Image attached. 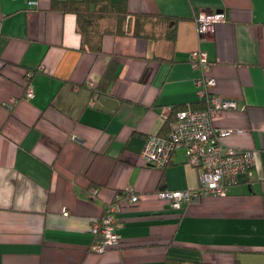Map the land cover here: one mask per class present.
<instances>
[{
    "label": "crops",
    "instance_id": "crops-1",
    "mask_svg": "<svg viewBox=\"0 0 264 264\" xmlns=\"http://www.w3.org/2000/svg\"><path fill=\"white\" fill-rule=\"evenodd\" d=\"M126 2L95 51L52 0H0V264H264V0ZM201 11L225 20L201 34ZM194 49L213 93L236 101L213 120L229 131L221 147L252 149L256 164L225 195L175 209L159 193L197 187L204 166L185 145L164 168L141 150L177 111L206 106ZM109 204L121 244L96 252Z\"/></svg>",
    "mask_w": 264,
    "mask_h": 264
},
{
    "label": "built area",
    "instance_id": "built-area-1",
    "mask_svg": "<svg viewBox=\"0 0 264 264\" xmlns=\"http://www.w3.org/2000/svg\"><path fill=\"white\" fill-rule=\"evenodd\" d=\"M223 20H225L223 11H201L196 18L198 31L201 34L212 33L214 23ZM189 60L194 68L202 72V77L197 79L196 85L198 95L206 102V106L177 111L175 117L169 121L167 135H146L141 150L142 157L148 163L164 168L172 161L174 151L185 145L188 160L204 166L197 187L159 193L161 197L168 199L175 209L182 208L197 196L225 195L227 189L238 180L239 175L256 164L255 151L252 149L221 147V139L229 131L216 127L213 120L222 111L236 107V101L213 93L212 88L216 80L206 74L210 62L205 50H192ZM26 87L25 97L30 99L34 96L35 90L31 83L26 84ZM11 102L15 103V100ZM90 102L93 104L94 101ZM127 193L126 197L130 203L138 200V194H134L130 188ZM64 209L63 212L67 215L68 210ZM115 211L112 204L107 205L106 213L93 224L92 232L97 236L93 245L96 252H103L109 247L121 244L120 235L114 231Z\"/></svg>",
    "mask_w": 264,
    "mask_h": 264
},
{
    "label": "trees",
    "instance_id": "trees-1",
    "mask_svg": "<svg viewBox=\"0 0 264 264\" xmlns=\"http://www.w3.org/2000/svg\"><path fill=\"white\" fill-rule=\"evenodd\" d=\"M51 8H57L60 11H71L76 13L78 27L86 34V44L95 51H101L102 36L106 31L99 34L96 22L103 17L119 16L125 17L130 11L127 8L126 0H52ZM108 32V31H107ZM174 31L168 37H174ZM88 38V40H87ZM99 90V87L94 88ZM36 95V93H35ZM32 99V98H30ZM95 234V239H96ZM171 264H186L180 260H171ZM207 264V263H200Z\"/></svg>",
    "mask_w": 264,
    "mask_h": 264
},
{
    "label": "rangeland",
    "instance_id": "rangeland-1",
    "mask_svg": "<svg viewBox=\"0 0 264 264\" xmlns=\"http://www.w3.org/2000/svg\"><path fill=\"white\" fill-rule=\"evenodd\" d=\"M96 25V28H97V30L99 29V30H101L100 32H99V34H101V33H103L102 32V30H104V31H109L110 29V26L111 25H109V23H108V17H103L101 20H98V22H96L95 23ZM197 29H198V27H197ZM26 86H25V89H24V93H23V96H25V91H26ZM35 90V89H34ZM33 97L32 98H34L35 97V91H34V93H33ZM28 97V96H27ZM26 98V97H25ZM12 100H15V98H11V101ZM10 101V102H11ZM15 102H17V98H16V100H15ZM92 103H94V102H92ZM10 105H12V102H11V104ZM63 209H64V207H63ZM63 209H62V213L64 214V212H63ZM64 210H67V208H65ZM65 215V214H64Z\"/></svg>",
    "mask_w": 264,
    "mask_h": 264
},
{
    "label": "flooded vegetation",
    "instance_id": "flooded-vegetation-1",
    "mask_svg": "<svg viewBox=\"0 0 264 264\" xmlns=\"http://www.w3.org/2000/svg\"><path fill=\"white\" fill-rule=\"evenodd\" d=\"M11 103V102H10ZM13 104V103H12Z\"/></svg>",
    "mask_w": 264,
    "mask_h": 264
},
{
    "label": "clouds",
    "instance_id": "clouds-1",
    "mask_svg": "<svg viewBox=\"0 0 264 264\" xmlns=\"http://www.w3.org/2000/svg\"><path fill=\"white\" fill-rule=\"evenodd\" d=\"M95 243V242H94Z\"/></svg>",
    "mask_w": 264,
    "mask_h": 264
}]
</instances>
